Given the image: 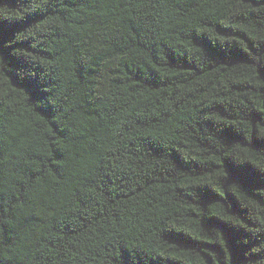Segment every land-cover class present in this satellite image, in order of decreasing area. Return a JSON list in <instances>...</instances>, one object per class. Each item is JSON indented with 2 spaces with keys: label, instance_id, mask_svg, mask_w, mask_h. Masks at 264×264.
Here are the masks:
<instances>
[{
  "label": "trees",
  "instance_id": "1",
  "mask_svg": "<svg viewBox=\"0 0 264 264\" xmlns=\"http://www.w3.org/2000/svg\"><path fill=\"white\" fill-rule=\"evenodd\" d=\"M0 264H264V0H0Z\"/></svg>",
  "mask_w": 264,
  "mask_h": 264
}]
</instances>
